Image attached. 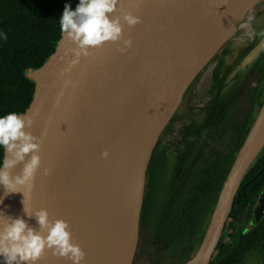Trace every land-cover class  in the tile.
Returning a JSON list of instances; mask_svg holds the SVG:
<instances>
[{
	"label": "water",
	"instance_id": "obj_1",
	"mask_svg": "<svg viewBox=\"0 0 264 264\" xmlns=\"http://www.w3.org/2000/svg\"><path fill=\"white\" fill-rule=\"evenodd\" d=\"M255 1L118 0L113 15L130 12L140 22L129 26L121 20L120 40L104 42L79 57L72 51L75 45L60 35L50 52L41 54L42 65L31 73V100L21 113L31 117L27 130L40 138V168L23 193L5 196L0 186L4 197L0 210L24 216L38 227L34 218L24 215V199L30 211L46 208L50 219L66 220L72 242L85 253L81 264H132L154 148L202 67L182 87L180 101L156 127V109L165 102L161 99L168 80L225 7L233 32L236 21ZM127 38L132 43L121 52L119 47H124L122 41ZM263 47L264 34L244 63L257 57ZM263 146L264 104L223 185L208 233L187 264L200 255L201 264L210 263L242 178ZM104 151L107 156L101 155ZM22 166L20 162L10 171L19 173ZM129 166L135 176L124 206L135 212L136 237L127 251L125 242L120 246L125 238L119 228ZM44 168L50 169L49 174L43 173ZM36 264L72 262L45 249Z\"/></svg>",
	"mask_w": 264,
	"mask_h": 264
},
{
	"label": "trees",
	"instance_id": "obj_2",
	"mask_svg": "<svg viewBox=\"0 0 264 264\" xmlns=\"http://www.w3.org/2000/svg\"><path fill=\"white\" fill-rule=\"evenodd\" d=\"M66 2L74 8L78 0H0V31L7 34L6 40L0 39V115L22 113L29 104L30 75L42 65L41 54L50 52L61 35L58 17ZM260 29L257 25L254 30L238 31L234 38L252 49L264 34H257ZM234 38L210 61L220 53L227 55ZM225 63L220 58L216 72ZM240 77L226 88L229 93H220V115L208 120L204 135L189 148L179 171L174 163L179 162L182 146L170 140V122L162 131L147 172L132 264H187L200 249L223 185L264 104V48ZM220 84L216 77L213 92ZM191 90L189 86L186 92ZM263 189L264 146L242 178L209 264H264V215L253 229L240 226L251 217ZM251 255L257 261L249 262Z\"/></svg>",
	"mask_w": 264,
	"mask_h": 264
},
{
	"label": "clouds",
	"instance_id": "obj_3",
	"mask_svg": "<svg viewBox=\"0 0 264 264\" xmlns=\"http://www.w3.org/2000/svg\"><path fill=\"white\" fill-rule=\"evenodd\" d=\"M117 4L118 0H78L74 8L68 2L64 4L58 17L59 30L75 45L72 49L75 56L87 55L90 48L104 42L120 40L121 20L129 26L140 22V17L130 12L113 15ZM0 39L6 40L7 34L0 31ZM122 43L121 52L131 45V38ZM31 124L32 119L26 113L9 111L0 115V149L4 153L0 159V186L5 196L23 193V188L31 187L40 168V138L27 130ZM107 154V151L101 153L102 156ZM20 162H23L22 168L13 174L10 170ZM49 172V168L43 169L45 175ZM3 198L0 196V203ZM22 203L24 215L34 218L38 227L30 225L24 216L7 215L0 210V264H36L45 249L67 257L72 264H81L85 253L79 244L72 242L67 221L50 219L46 208L30 211L24 199Z\"/></svg>",
	"mask_w": 264,
	"mask_h": 264
},
{
	"label": "rangeland",
	"instance_id": "obj_4",
	"mask_svg": "<svg viewBox=\"0 0 264 264\" xmlns=\"http://www.w3.org/2000/svg\"><path fill=\"white\" fill-rule=\"evenodd\" d=\"M255 24L260 26L261 28L260 34H261L264 31V0H256L254 5L252 7H249V10L243 13L242 17L236 21L234 31L230 33L229 37H227L222 47L226 44L228 40H231L232 38H234L235 34L238 31H250V29L254 30L255 26H257ZM241 27L242 28L245 27V29L247 30H244ZM258 33H259V30L257 31V34ZM234 39L235 41L232 45L229 46L228 48L229 52L227 53V56L225 57L227 61V63H225L227 66V69L226 71H223L221 74L222 76V79L220 80L221 87L219 85V88L215 92H212L214 90H212V87H211L212 86L211 74L213 73V68H214L215 63L214 65L213 64L208 65L210 61L206 62V66L200 69V71L197 74V77L194 78V80L191 82L190 88L193 89L192 91H195L193 99H194L195 104H197V105L191 106L193 109L207 106V103H208L209 104L208 107H211L210 114L213 116H216L220 109V105H219L221 103L219 101L220 98L210 99V94H211V97L212 95L218 96V94L223 91V87L226 84V82L228 83L232 78L239 76L241 73L247 70L248 63L245 64L244 62H248L247 60H248V56L250 55L251 49L249 51L250 47H247L246 43H242L238 38H234ZM239 44L241 45L239 46ZM230 47H232L233 49L230 50ZM254 59L255 58H253L252 60ZM186 91L184 95L182 96L181 101L179 100L180 103L177 109L175 110V112L173 113V116L182 114L186 110L188 99H189L188 93H190L189 91L188 92ZM219 97H220V94H219ZM201 127H203L202 124H200V126L196 128L197 132L201 130ZM191 140L192 139H190L189 142H191ZM174 165L177 167L179 164L174 163ZM255 201L256 202L251 208V211H252L251 217L250 218L248 217L247 219L243 220V222L240 224L241 227H244L247 230H249L250 228L253 229L257 225V223L260 222L261 218L264 215V189L259 193L258 198ZM248 261L255 262L257 261V258L256 256L251 255L249 256Z\"/></svg>",
	"mask_w": 264,
	"mask_h": 264
},
{
	"label": "bare ground",
	"instance_id": "obj_5",
	"mask_svg": "<svg viewBox=\"0 0 264 264\" xmlns=\"http://www.w3.org/2000/svg\"><path fill=\"white\" fill-rule=\"evenodd\" d=\"M229 13L228 8L225 7L217 15V17L213 20L215 22L210 26L208 33L202 37L196 45H194L187 56H184L177 71L170 76L166 86L168 88L161 99V102H165L161 106L159 104L156 109L155 115L158 118V122L155 124L156 127L162 119L168 115L167 113L169 110H172V108L178 103L182 87H184L190 80L195 71L206 66L207 59L211 56L218 45L230 34L231 29L233 28V22L228 19ZM157 130L154 132L153 138L156 135ZM132 171L133 166H129L125 183L126 190H124L123 193L120 210V213L122 211V215L120 216L119 231L124 234L125 238V241L123 240L120 246L125 242V249H127V251H129L133 246L136 237L135 212L133 209L130 210L128 204L127 206H124L126 202V193L131 187L132 180L135 176ZM200 262L201 255L189 264H201Z\"/></svg>",
	"mask_w": 264,
	"mask_h": 264
},
{
	"label": "flooded vegetation",
	"instance_id": "obj_6",
	"mask_svg": "<svg viewBox=\"0 0 264 264\" xmlns=\"http://www.w3.org/2000/svg\"><path fill=\"white\" fill-rule=\"evenodd\" d=\"M242 29H245V27H243ZM258 34H260V32ZM242 43H246V46L250 47L248 45L249 43H247V42H242ZM240 45L241 44H239V46ZM250 49L251 48H249V51H250ZM261 52H262V50L260 51V53ZM260 53L258 55H260ZM226 56L227 55H224V53H221L213 61H210L209 64H208V65H211V64L214 65V63H215L214 68H213V73L211 74V83H212L211 87H212V90L214 89L213 85L215 84V78L217 77V81L220 82V75L222 74L223 70L225 68H227L226 64H224L216 72L217 67H218L217 63L219 62L220 58H222L223 60L226 59L225 58ZM240 75L235 77V78H232L229 81V85H227V82H226V84H225L226 86L224 85L225 89L223 87V90H225V92L229 93L230 89L228 88V90H227L226 88L228 86L234 84L236 79L238 81L241 80L242 77H240ZM220 87H221V85H220ZM218 88H219V85H218V87L216 89H218ZM192 90H191L190 93H188V98L189 99H188L186 110L182 114H178L177 116H173L171 121H169L170 122L169 123L170 127L168 129V133H169L170 140H172L176 144H179L180 146H182V152L177 154V156H178L177 158H178V161H179L178 162L179 165L176 167L177 171L180 170L181 165H182L181 162L184 160L185 155L189 154V148L191 146H193L201 138V136L204 135L205 130L207 128L206 125L208 123V120H211V121L214 120V119L216 120L217 117L221 113V112L220 113L218 112V114L216 116L211 115L210 114L211 107H208V105H209L208 103H207V106H204L205 108L201 107V108L193 109L191 106L192 105H197V104H195L194 99H193L195 91H192ZM219 94H218V96L212 95V97H211V94H210V99H219L220 98ZM220 110H221V108L219 109V111ZM195 120H198V121H195ZM200 124H202L203 127H201V130L199 132H197L196 128H198L200 126ZM176 136H178V139H176ZM190 139H192L191 142H189ZM186 157H188V156H186Z\"/></svg>",
	"mask_w": 264,
	"mask_h": 264
}]
</instances>
